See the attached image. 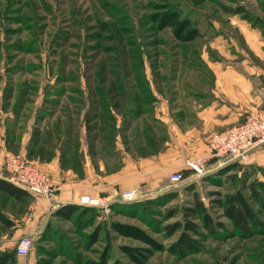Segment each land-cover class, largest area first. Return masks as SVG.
Returning a JSON list of instances; mask_svg holds the SVG:
<instances>
[{"label":"rangeland","instance_id":"374dc122","mask_svg":"<svg viewBox=\"0 0 264 264\" xmlns=\"http://www.w3.org/2000/svg\"><path fill=\"white\" fill-rule=\"evenodd\" d=\"M239 7L248 16L228 11ZM247 24L264 28V0H0V138L39 168L56 159L62 172L80 177L89 166L113 173L126 154L163 148L165 128L154 118L158 96L171 103L178 92L186 100L198 84L195 76L210 73L207 60L234 56L243 46L239 29ZM145 82L155 94L151 105L143 101ZM190 169L180 171L181 185L168 180L166 193L129 189L139 199L132 207L122 202L126 191L112 200L93 197L99 200L94 207L71 204L82 207L71 220L54 214L47 228L20 236L11 251L31 237L37 264H264V228L248 238L230 228L232 234L222 231L219 239L197 237L199 250L184 258L169 253L180 232L169 236L166 226L182 213L167 219L168 209L189 206L194 191L210 205L211 193L238 187L229 175L264 183V170L253 165H211L200 177ZM38 199L0 194V213L22 220ZM141 203L157 212L144 214ZM260 217L264 221V213ZM1 230L15 231L3 223Z\"/></svg>","mask_w":264,"mask_h":264},{"label":"crops","instance_id":"0c3cea01","mask_svg":"<svg viewBox=\"0 0 264 264\" xmlns=\"http://www.w3.org/2000/svg\"><path fill=\"white\" fill-rule=\"evenodd\" d=\"M239 30L243 46L235 47L234 56L207 60L210 73L195 76L198 84L192 86L186 100L179 99L184 98L183 93L178 92V98L175 96L171 103L158 96L154 118L164 126L166 137L161 150L144 155L126 154L121 168L113 173H105L103 167L89 166L82 177L70 171L62 172L56 159L42 163L40 168L59 184V192L51 200L39 198L22 220L9 217L15 225L8 227L15 231L12 236L0 231V255L10 252L20 236L34 235L47 228L59 209L78 204L83 195L112 200L121 192L147 186L166 193L168 189L163 185L173 173L188 167V162L204 159L205 168L216 167L208 146L210 136L226 131L244 122L251 113L264 109V33L248 24L240 26ZM28 145L23 144L22 148ZM13 151L1 137L0 178L4 177L6 157ZM252 165L259 171L264 170V146L254 152ZM14 264L37 262L31 255L16 256Z\"/></svg>","mask_w":264,"mask_h":264},{"label":"trees","instance_id":"16d2710c","mask_svg":"<svg viewBox=\"0 0 264 264\" xmlns=\"http://www.w3.org/2000/svg\"><path fill=\"white\" fill-rule=\"evenodd\" d=\"M233 14H245L248 16L246 10L242 7L237 9H228ZM257 26V25H256ZM260 26V25H258ZM264 33V28L261 29ZM186 40L191 41L195 38L192 34L186 35ZM145 84V86H144ZM145 87V97L143 99L145 105H151L155 98L150 90L147 82L143 83ZM93 126L87 128L88 133L94 131ZM40 131L36 127L32 137L31 146L36 148L39 146ZM228 179H234L238 182L236 190L222 192H213L210 197V205L204 203L201 195L198 192H193V199L189 206L178 210L177 208L168 209L165 214L167 219L173 218L182 213V219L173 224L166 226L169 236L180 232L178 239L169 247V253L175 257L184 258L189 254H193L199 250L200 240L197 239H219L224 237L221 233L230 232V228L234 231V235L240 238H248L256 233H259L264 228V221L260 214L264 213V183L258 180L249 181V176L245 175L242 179L236 178L235 175H229ZM0 194L2 196L10 197L18 202H23L31 195L26 191L12 185L5 179L0 178ZM176 193L165 195L162 198V203L175 199ZM136 204H126L125 207H132ZM147 204L154 205L155 203L149 201ZM82 207L77 205H68L59 209L55 216L62 220H71L75 214ZM257 208V209H256ZM140 209H143L144 214L157 212L156 209L141 203ZM216 212V213H215ZM225 219L228 223L222 221ZM0 221L6 225L11 226L13 223L6 220L4 215L0 213ZM206 234V235H205ZM108 240L111 239L110 233L105 231ZM16 252L10 251L0 255V264H14ZM105 260V259H104Z\"/></svg>","mask_w":264,"mask_h":264},{"label":"built area","instance_id":"2783aa9c","mask_svg":"<svg viewBox=\"0 0 264 264\" xmlns=\"http://www.w3.org/2000/svg\"><path fill=\"white\" fill-rule=\"evenodd\" d=\"M211 158L216 160L217 166L239 164L250 166L254 162V152L264 146V109L251 113L247 119L227 129L215 133L208 139ZM205 160L188 162L196 177L205 173ZM4 179L12 185L26 191L31 196L51 200L58 191V184L53 177L41 170L35 163L28 160L24 154H9L4 163ZM170 182L174 186L184 183L181 172L173 173ZM122 202L132 204L139 202L136 190L123 193ZM79 204L94 207L99 204L98 199L85 195ZM34 239L22 237L17 244V255L28 257L33 249Z\"/></svg>","mask_w":264,"mask_h":264}]
</instances>
